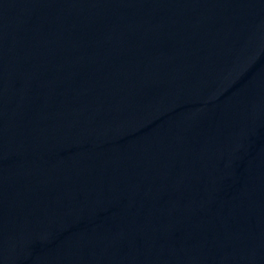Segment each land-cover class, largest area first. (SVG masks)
<instances>
[{
  "label": "water",
  "instance_id": "95a60500",
  "mask_svg": "<svg viewBox=\"0 0 264 264\" xmlns=\"http://www.w3.org/2000/svg\"><path fill=\"white\" fill-rule=\"evenodd\" d=\"M0 264H264V0H0Z\"/></svg>",
  "mask_w": 264,
  "mask_h": 264
}]
</instances>
